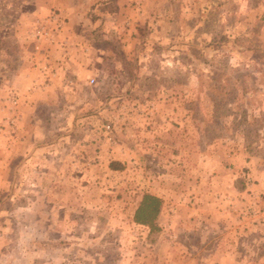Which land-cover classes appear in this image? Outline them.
I'll list each match as a JSON object with an SVG mask.
<instances>
[{
    "label": "rangeland",
    "instance_id": "obj_1",
    "mask_svg": "<svg viewBox=\"0 0 264 264\" xmlns=\"http://www.w3.org/2000/svg\"><path fill=\"white\" fill-rule=\"evenodd\" d=\"M39 1L0 0V22L10 28L22 14L34 38L53 10L63 22L90 18L92 33L104 34L93 49L111 54L103 67L93 57L89 97L68 98L70 111L92 120L65 122L71 163L64 153L33 156L49 137L9 145L20 96L7 88L1 99L0 264H180L184 237L186 257L197 248L195 211L216 213L220 230L251 228L247 240L262 252L264 0H150L155 21L142 25H132V0H57L45 14L34 13ZM8 37L1 47L16 45ZM5 64L0 86L12 73ZM144 193L161 199L154 231L133 220Z\"/></svg>",
    "mask_w": 264,
    "mask_h": 264
},
{
    "label": "crops",
    "instance_id": "obj_2",
    "mask_svg": "<svg viewBox=\"0 0 264 264\" xmlns=\"http://www.w3.org/2000/svg\"><path fill=\"white\" fill-rule=\"evenodd\" d=\"M148 1L150 0H132L130 6L131 8L133 7L131 10L136 17H132V25L136 23L137 25H142L155 21L146 16V9L150 5H146ZM56 3L57 0L39 1L37 5L40 4L41 9L34 11V13L45 14L47 13L45 4L50 6ZM168 6V4H165L164 9H169ZM161 9L163 8L161 7ZM19 11L17 12L18 15L20 14ZM63 15L65 17L63 28L57 36L51 38L52 40L45 39L42 36L40 39L35 36L33 38L28 35L27 32L30 30L27 23L28 18L22 16V14L17 18L18 22H14L10 28L8 24L0 22V42L8 41L9 35L12 36L16 43V45H10V48H8L9 43L3 47L0 45V60L4 59V64H7H5V67L12 72L0 86V101L1 99L5 100L4 96L7 88L15 89L20 96L18 107L19 128L13 136L8 138L7 143L9 145L12 144V139H19L21 142L19 141L18 143H22L26 139L36 140L44 136L49 137L47 146L40 148L35 146L33 156L40 154L41 151L64 153L67 162L71 163L73 158L71 154L75 155L77 151L74 147L68 145V141L66 142L72 136V130L65 125V122L67 120L75 122L76 119V123L81 122L82 125H85V122L90 123L92 120L70 111L69 107L73 106L68 98L81 104L89 97L87 92L82 95V90L85 92V89L90 85V78L96 79L95 77H97L94 74L95 72L92 74L90 69L93 57H96L94 64L103 67L107 53L108 55L111 53L104 49H93V38L94 35L98 37L99 30L92 33L93 28L91 26L94 24L92 19L86 17L67 18L65 14ZM4 16L9 17L7 13ZM41 20L43 19L39 21ZM161 20L163 22L165 20L169 24V17H162ZM176 21L179 23L174 18L173 22ZM115 27L113 26L114 29ZM118 33L121 34L122 30H119ZM9 57L14 59L10 61L8 60ZM72 90H75V93ZM78 116L81 117L78 118ZM84 127L87 126L85 125ZM77 128L78 126L74 127L75 135L78 132ZM84 132L86 136L91 135L89 129ZM29 140L25 144L29 143ZM19 147L23 149L20 144ZM41 148L44 150H41ZM76 156L78 157V154ZM60 158L63 159V156ZM34 162L36 163V161ZM83 162L84 160L81 161V163ZM215 215L216 213L209 212L207 214V212L203 211H195V215H191L196 224L193 234L198 236L193 241L197 248H193L195 249V254L192 259L186 257V254L191 255L192 252H188L191 242L184 237L181 252L185 255L181 260H178L179 263L246 264L249 259H247L248 255L245 252L249 253L252 250L254 255L250 263L256 260L255 264H264V250L258 252V244L260 242L247 240L251 228L246 231L238 226L222 225L220 230L218 227H214L216 225L212 224V222L215 223ZM185 229H188L187 226L182 224L181 233L184 235L189 233ZM236 233L240 234L237 238L235 236ZM255 238L259 239L258 236H255ZM246 255L247 257L245 258Z\"/></svg>",
    "mask_w": 264,
    "mask_h": 264
},
{
    "label": "trees",
    "instance_id": "obj_3",
    "mask_svg": "<svg viewBox=\"0 0 264 264\" xmlns=\"http://www.w3.org/2000/svg\"><path fill=\"white\" fill-rule=\"evenodd\" d=\"M161 211V199L153 194L144 193L134 212L133 220L137 224L149 227V231L157 230L155 224Z\"/></svg>",
    "mask_w": 264,
    "mask_h": 264
},
{
    "label": "built area",
    "instance_id": "obj_4",
    "mask_svg": "<svg viewBox=\"0 0 264 264\" xmlns=\"http://www.w3.org/2000/svg\"><path fill=\"white\" fill-rule=\"evenodd\" d=\"M63 20L56 11H52L41 21H37L34 25L32 35L40 39L42 36L45 39H51L57 36L62 30ZM52 40V39H51ZM93 82V79H90Z\"/></svg>",
    "mask_w": 264,
    "mask_h": 264
}]
</instances>
